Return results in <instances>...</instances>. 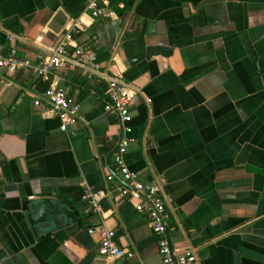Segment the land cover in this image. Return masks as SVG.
<instances>
[{
    "label": "crops",
    "instance_id": "1",
    "mask_svg": "<svg viewBox=\"0 0 264 264\" xmlns=\"http://www.w3.org/2000/svg\"><path fill=\"white\" fill-rule=\"evenodd\" d=\"M89 1L0 0L4 52L36 65L78 22L68 49L84 46L138 91L122 133L104 111L106 83L85 70L0 72V264H102L87 233L100 225L123 264H162L135 202L105 194L121 138L124 165L159 187L173 250L196 264H264V0H116L106 19L89 16ZM51 84L80 107L67 134L44 98ZM42 198L65 208L66 224L34 226Z\"/></svg>",
    "mask_w": 264,
    "mask_h": 264
},
{
    "label": "built area",
    "instance_id": "2",
    "mask_svg": "<svg viewBox=\"0 0 264 264\" xmlns=\"http://www.w3.org/2000/svg\"><path fill=\"white\" fill-rule=\"evenodd\" d=\"M112 0H90L86 12L93 19L108 18L111 13L106 9ZM80 24L75 22L66 30L59 44L53 48L47 58L40 59L36 65L22 63L16 57V50L11 48L7 53L0 46V72L16 73L19 70H31L36 76L46 78L60 70L80 68L87 72V79H96L106 83V101L104 111L107 115L116 116L119 120L122 133L127 132L126 124L130 120V105L137 95L133 87L124 81L108 77L100 71L96 57L84 46H75L68 49V44L78 36ZM45 101L51 112L60 123L59 131L67 134L69 128L80 121L79 105L61 88L51 84L44 94ZM38 102L34 106H38ZM129 141L121 138L113 155V165L105 176L106 195L115 194L123 200L135 202V211L144 215L148 220L152 233L158 238V255L162 264H196L197 257L193 252L180 254L173 250L167 236L168 215L162 199L159 196V187L147 183L131 172L123 163L122 157ZM98 196H102L99 193ZM84 199L95 213L101 210L96 204L94 196L87 194ZM90 236L98 239L97 253L102 264H123L127 253L119 248L114 239L115 232L104 225L87 230Z\"/></svg>",
    "mask_w": 264,
    "mask_h": 264
},
{
    "label": "water",
    "instance_id": "3",
    "mask_svg": "<svg viewBox=\"0 0 264 264\" xmlns=\"http://www.w3.org/2000/svg\"><path fill=\"white\" fill-rule=\"evenodd\" d=\"M140 58L131 62L134 63ZM30 217L38 230L52 229L58 227L62 221L64 224L70 219L65 208L56 200L42 198L31 202L29 207Z\"/></svg>",
    "mask_w": 264,
    "mask_h": 264
},
{
    "label": "trees",
    "instance_id": "4",
    "mask_svg": "<svg viewBox=\"0 0 264 264\" xmlns=\"http://www.w3.org/2000/svg\"><path fill=\"white\" fill-rule=\"evenodd\" d=\"M114 1H116V0H112V2H114ZM124 12H125V10L124 11L116 10V13L118 15H122Z\"/></svg>",
    "mask_w": 264,
    "mask_h": 264
}]
</instances>
